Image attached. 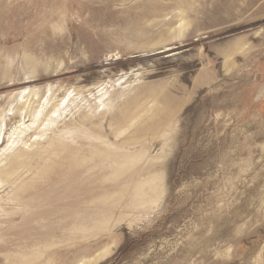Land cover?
<instances>
[{"label": "rangeland", "instance_id": "1", "mask_svg": "<svg viewBox=\"0 0 264 264\" xmlns=\"http://www.w3.org/2000/svg\"><path fill=\"white\" fill-rule=\"evenodd\" d=\"M7 168L0 264H264V0H0Z\"/></svg>", "mask_w": 264, "mask_h": 264}, {"label": "bare ground", "instance_id": "2", "mask_svg": "<svg viewBox=\"0 0 264 264\" xmlns=\"http://www.w3.org/2000/svg\"><path fill=\"white\" fill-rule=\"evenodd\" d=\"M24 93L25 92L22 91L21 93L17 94V96L20 97V98H17L18 102L20 103L19 104L20 109L23 108V106L25 105V103H26V101L28 99V96H29V95H25ZM37 94L38 93L36 92V90L31 93V95H33V96H37ZM101 97H103V96H101ZM101 97L98 98V102L96 103V107L94 108V110H99V111H104L105 110L104 106H106V104H105V101ZM74 100H75L74 95H72V96L64 95L57 104H52L49 107H46V105H43V102H42V104L40 103V105H37V107H35V108L33 107V109L28 108L29 110H26V113L29 114V116H31L30 125H25L24 121L22 120L23 118H21L20 114H18V117H19L18 122L20 124L17 125L15 127V129L11 132L10 138L14 134H17V136H18L19 134H21L23 132H26L32 126H35L34 127V132H35L36 130L38 131L40 129V126H43L45 128L46 127V123L45 122H50L51 125L55 124L61 118L62 111L64 109H66L67 107H69L72 103H74ZM44 101H45V99H44ZM85 116H86V114H85ZM80 121H82V120L80 119ZM35 123H36V125H34ZM50 124L48 123L47 126H49ZM130 124H132V122H130ZM46 128L49 129V127H46ZM124 128L125 127L122 126L119 129V131H116L117 133H115V136L116 137L119 136L121 134V132L124 130ZM40 132L42 134L44 132V129H42V131H40ZM35 135H40V134L37 133ZM15 139L16 138H14L13 143H14ZM53 149H56L55 146H54ZM19 153H20L19 155H23L22 152H19ZM20 162H21V166H23L24 162H22V161H20ZM18 167H19V165H18ZM15 169H16V167H15ZM13 170L14 169H9V168L3 170L0 173V179L2 178V175L9 174ZM5 171H6V173H5ZM97 258H98V256L96 258H94V260H97Z\"/></svg>", "mask_w": 264, "mask_h": 264}]
</instances>
